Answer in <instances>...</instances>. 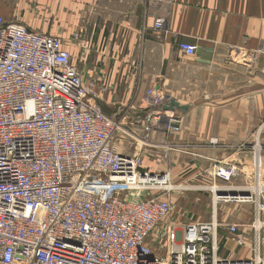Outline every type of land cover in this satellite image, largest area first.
I'll use <instances>...</instances> for the list:
<instances>
[{
    "label": "built area",
    "instance_id": "built-area-1",
    "mask_svg": "<svg viewBox=\"0 0 264 264\" xmlns=\"http://www.w3.org/2000/svg\"><path fill=\"white\" fill-rule=\"evenodd\" d=\"M178 49L196 53L184 42ZM97 89L61 38L0 16V264H264V191L213 198L215 207L251 204L250 234L214 213L179 227L169 174L142 168L156 130L182 131L165 109L171 100L148 89L139 132L126 128L124 111L105 112ZM238 173L215 169L226 182ZM222 228L247 257L222 254Z\"/></svg>",
    "mask_w": 264,
    "mask_h": 264
},
{
    "label": "crops",
    "instance_id": "crops-1",
    "mask_svg": "<svg viewBox=\"0 0 264 264\" xmlns=\"http://www.w3.org/2000/svg\"><path fill=\"white\" fill-rule=\"evenodd\" d=\"M0 16L61 38L85 81L106 87L103 105L124 111L129 130L140 132L135 122L148 89L177 102L182 131L156 130L142 168L169 174L179 227L214 213L250 234L253 206L251 215H235L213 198L264 189V0H0ZM159 19L165 24L157 33ZM181 42L195 46V55L180 52ZM219 166L236 167L238 176L222 180ZM220 234L223 255L248 256L225 229Z\"/></svg>",
    "mask_w": 264,
    "mask_h": 264
},
{
    "label": "rangeland",
    "instance_id": "rangeland-1",
    "mask_svg": "<svg viewBox=\"0 0 264 264\" xmlns=\"http://www.w3.org/2000/svg\"><path fill=\"white\" fill-rule=\"evenodd\" d=\"M106 93H107V91L106 92H103V91H99L98 90V94L101 96V104L102 105H103V103H102L103 97L106 96ZM103 108H104V110H105L106 113H108V114H110L112 116H114V115H116V114H118L120 112V110L118 108H114V107H110L108 109L107 107H105L103 105ZM112 111H114V113ZM129 148H131V146ZM262 190L264 191V189H262ZM182 195H185V196L189 195V196H191V195H195V194L193 192H186L185 191V192H182ZM202 198L205 200V197L204 196ZM224 207H225V205H224ZM225 208H226V211H229L230 213L232 212V214H235V215H236V213H240V212L242 213L243 211L244 212H247V214H250L251 215L252 214V211H253L251 204H235L234 203V204H228V205H226ZM211 218L212 217H210V215H209L205 219H201L198 222L210 221ZM190 220H191V218H190Z\"/></svg>",
    "mask_w": 264,
    "mask_h": 264
},
{
    "label": "water",
    "instance_id": "water-1",
    "mask_svg": "<svg viewBox=\"0 0 264 264\" xmlns=\"http://www.w3.org/2000/svg\"><path fill=\"white\" fill-rule=\"evenodd\" d=\"M165 109L174 111L175 109L181 110L182 108L177 102H175L174 100H171L170 101V105L168 107H166ZM218 196H232V197H236L237 195H235L233 193H231V195H228L226 193L218 192Z\"/></svg>",
    "mask_w": 264,
    "mask_h": 264
},
{
    "label": "bare ground",
    "instance_id": "bare-ground-1",
    "mask_svg": "<svg viewBox=\"0 0 264 264\" xmlns=\"http://www.w3.org/2000/svg\"><path fill=\"white\" fill-rule=\"evenodd\" d=\"M168 188H173V187H172V185H171V186H170V187H168Z\"/></svg>",
    "mask_w": 264,
    "mask_h": 264
}]
</instances>
